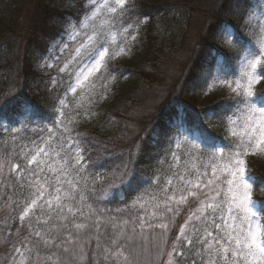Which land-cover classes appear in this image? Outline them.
<instances>
[{
  "label": "snow or ice",
  "instance_id": "6c2138e0",
  "mask_svg": "<svg viewBox=\"0 0 264 264\" xmlns=\"http://www.w3.org/2000/svg\"><path fill=\"white\" fill-rule=\"evenodd\" d=\"M81 3L79 13L63 18L59 39L42 57L41 67L58 73L50 78L49 91L57 89L52 112L19 97L0 100V139L10 133L15 140L29 129L39 133L19 151L0 153V189H10L0 191V200L16 224L13 231L5 221L2 230L10 244L8 264H264V205L253 199L257 178L247 164V157L264 154V92L255 90L264 80V0H230L227 14L239 27L222 19L214 31L236 51L215 50L213 66L199 78L205 92L232 94L204 113L225 129V140L203 127L199 113L188 121L184 113L192 110L180 105L181 117L169 122L171 135L163 133L167 151L147 180L134 172L132 159L106 175L91 172L81 146L86 141L74 125L81 115H94L97 98L107 97L108 82L116 79L111 62L131 54L150 17L138 11L137 0ZM9 105L15 107L4 119ZM137 180L135 198L124 202V191ZM104 181L99 200L119 199L123 207L93 204L96 184ZM190 198L196 206L169 249ZM146 233L159 237L151 248Z\"/></svg>",
  "mask_w": 264,
  "mask_h": 264
},
{
  "label": "trees",
  "instance_id": "16d2710c",
  "mask_svg": "<svg viewBox=\"0 0 264 264\" xmlns=\"http://www.w3.org/2000/svg\"><path fill=\"white\" fill-rule=\"evenodd\" d=\"M34 1L31 12L27 17H24L26 0H0V100L3 98L8 99L7 93L9 92V77L7 71L9 70V57L14 51V41L23 38V48L27 49V53L21 56V67L17 75V85L15 93H12L10 99L17 97L21 99H27L33 104L37 105L39 109L45 113H51L56 100L57 89L49 91L50 78L57 76L58 73L50 71L47 74H42L35 70L34 66L36 60L46 55L49 46L59 39V34L62 32L64 23L63 18L68 15H76L82 10L81 0H69L66 7L61 8L58 1L55 0H32ZM148 1V0H147ZM138 11L141 13H147L150 17L149 22L143 26V30H146V39L149 40V48L145 54L141 57L142 64H134V67L120 66L114 61L110 64V70L116 75V79L112 82L116 84L119 81L126 80L127 90L118 92L115 100L105 103V106H101L95 103L92 106L94 115L90 118L80 116L78 124L74 125L75 133L79 134V138L86 141L81 146L86 150L85 160L88 163L89 170L93 173L99 172L102 175L108 174L116 164H121L130 159L134 161L131 167L136 174L147 180L158 168L157 159L162 157L167 151V138L163 134L165 131H169V122L180 118L179 105L169 100L165 103L167 107L159 108L154 117L147 118L144 122V130L137 140L140 143L137 151L133 153L128 152L129 145H126L125 134L121 128V124L118 117V109L120 106L128 105V98L131 95V99L134 100L137 97V93L141 87L138 86L134 80L138 79L140 75L146 74L148 67L154 62L156 48L153 49V43L157 41L155 38L162 36L163 30H167L166 25L169 22H177L178 17L185 15L189 12L190 5L188 0H153L149 5H145V1L137 0ZM220 3V4H219ZM230 7V0H220L218 4L207 12V26L205 31L202 32L199 37L198 43L191 58V68L186 73V77L182 83L183 89L189 91L192 95L205 91L198 86L201 72L206 67L213 66L214 63V41L217 37L214 26L217 25L222 19L227 17L231 20L236 19L233 16L228 15ZM24 19V20H23ZM170 19H172L170 21ZM24 21V22H23ZM173 24H175L173 22ZM159 26V28H158ZM161 26V28H160ZM156 27L153 31L149 32L151 28ZM161 29V30H160ZM152 30V29H151ZM143 32V31H142ZM7 34L11 36H6ZM8 37V38H7ZM161 40V38H160ZM11 50V51H10ZM236 50L231 49L227 52L228 55H233ZM160 54L159 57H162ZM141 66V67H139ZM145 66V67H143ZM139 75L138 78L136 75ZM121 73L123 75H121ZM7 74V75H6ZM135 75V78L132 77ZM111 82V83H112ZM110 81L108 82L109 90L112 88ZM108 90V91H109ZM220 89L212 90V103L210 107L206 109H196L188 105L187 109L192 111H185L184 117L191 121L194 118L195 113L200 114V120L204 128L207 131L216 136L218 131L223 128L217 120H209L204 113L217 109L219 105L229 102V98H224L219 93ZM131 92V93H130ZM257 94L264 92V87L256 89ZM62 95V90L60 93ZM99 99V98H98ZM97 99V100H98ZM15 105H9L4 110L3 118L7 119L11 114ZM82 112V110H81ZM221 129V130H220ZM38 131L25 130L21 134H18L13 140L12 134L5 133L4 139H0V153L10 151L13 147L19 151L22 143L27 142V138H37ZM169 135L171 132L169 131ZM124 137V138H123ZM104 163V167L101 168L100 164ZM248 164V174L256 177V184L253 190V199L259 204L264 205V191L260 190V187L264 185V177L261 176L251 163ZM14 179V175L12 177ZM107 187V181L103 183L98 182L96 184V199H93V204L97 206H107L109 208H115L117 206L123 207L124 204L119 199H114L110 203L99 200L102 195L103 189ZM138 187V180L131 187L127 188L123 193L124 202L131 203L135 198L136 189ZM0 191H10V189L4 188ZM4 200H0V259L3 261L5 257H8L10 252V244L6 243L8 237L2 234V230L5 227V221L12 225L13 231L16 224L11 220H8L9 209L3 207ZM181 217L178 223L181 222ZM179 229L176 226L172 229V234L169 237L168 246L171 248V241L175 239V235ZM95 241H92L94 246ZM87 264H91V260Z\"/></svg>",
  "mask_w": 264,
  "mask_h": 264
},
{
  "label": "rangeland",
  "instance_id": "374dc122",
  "mask_svg": "<svg viewBox=\"0 0 264 264\" xmlns=\"http://www.w3.org/2000/svg\"><path fill=\"white\" fill-rule=\"evenodd\" d=\"M55 1H58V3L61 5V8L66 7L69 2V0ZM143 1H145V5H149V3L153 2V0ZM218 1L220 2V0H188V4L190 5L189 12H187L185 15L183 14L182 16H179L177 22L170 19V21L172 20L175 24H173V22H169V25L165 26L168 29L163 30L164 32L160 37L161 40L160 38H155L157 41L153 43V49L156 48L158 51V54L156 52L157 57L154 58V62L157 58L156 63L150 62V66H147L148 71L146 74L140 75V77L137 75L138 72L135 71L137 75L136 78H139L134 80V82H136L141 88L139 89L137 97H135L134 100L131 99L130 95L127 99L130 103L128 105L119 107L118 117L116 118L119 120L121 128L124 131L125 141L127 140L126 145L130 144L128 147L129 153L134 154L139 147L140 143L138 142L137 138L144 130V121L147 118L149 119L154 117L160 107H167L165 103L168 100L170 102L177 103L179 106L188 105L191 107H196V109H206L210 107V104L212 103V90L207 92L203 91L192 95L189 91L183 89L182 83L187 75L186 73L191 68V58L198 43L199 37L201 36L202 32L205 31V27L208 24L207 21L209 18L206 16L207 12L211 11L218 4ZM33 4L34 1L26 0L24 3V17H27L31 12ZM226 19L230 20L233 24H236L237 27H239V21L237 19L231 20L228 17ZM155 28L156 27L151 28L152 30L150 29L149 32L153 31ZM146 35V30H143L142 27L140 35L133 47L131 54L114 60V63L116 62L118 67H134V64L141 63V57L145 54L147 49L149 51V48H147L149 46V40L148 38L146 39V37H148ZM6 36L9 37L11 35L7 34ZM17 40L18 41H14L12 45L17 54L10 50L13 52L9 55V57H12V60H9V66H7L9 67L7 74L10 80L8 89L9 92L7 93L9 96L8 99H10L12 93H15L17 90L16 85L18 79L16 77L21 67V56L27 53V49L24 50L23 48V38H19ZM51 45L49 46L48 50L50 49ZM214 47L215 50H219L224 53L231 51L230 48H227L222 43H220L217 37L214 41ZM58 51L59 50L57 49V52ZM162 53L163 56L159 57V55H162ZM48 54L49 53L47 51L46 55ZM52 55L55 56L56 53H53ZM61 59H63V57H61ZM42 63V57L36 60L34 66L36 71L42 74H47L50 71L57 72L55 67H41ZM133 78H135V75L132 77V80ZM111 82L112 81H110V83ZM126 85V80L119 81L117 84L112 82L110 86L112 88L107 92V97L102 100L97 98L98 100L96 103L100 104L101 106H105V103L115 100L118 92H125L127 90ZM260 87H264V80H261L255 85V90ZM219 89V93L222 94L224 98L231 99L232 94H230L227 89ZM69 99H71V97H69ZM179 113L181 117L180 108ZM207 123H209L208 119ZM221 129L220 132L218 131L216 136L220 137V140H225L226 131L224 128ZM247 163H251L256 172L264 177V154L247 157ZM195 206L196 202L191 198L188 205L182 206V211L176 218L178 229L180 225L184 223L189 210ZM180 217L182 220L180 223H178ZM159 231L160 230L158 229L155 230L156 233H159ZM146 236L148 239L144 241V243H146L150 248L159 240L158 236L153 239V236L149 233H146ZM168 248L170 249L169 246ZM0 264H8V257H5L3 261L0 259Z\"/></svg>",
  "mask_w": 264,
  "mask_h": 264
}]
</instances>
